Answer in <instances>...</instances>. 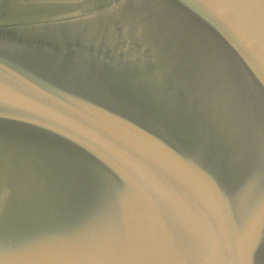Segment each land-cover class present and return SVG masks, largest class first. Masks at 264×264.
<instances>
[{
	"label": "water",
	"instance_id": "obj_1",
	"mask_svg": "<svg viewBox=\"0 0 264 264\" xmlns=\"http://www.w3.org/2000/svg\"><path fill=\"white\" fill-rule=\"evenodd\" d=\"M264 264L262 0H0V264Z\"/></svg>",
	"mask_w": 264,
	"mask_h": 264
},
{
	"label": "snow or ice",
	"instance_id": "obj_2",
	"mask_svg": "<svg viewBox=\"0 0 264 264\" xmlns=\"http://www.w3.org/2000/svg\"><path fill=\"white\" fill-rule=\"evenodd\" d=\"M262 2H264V0H262ZM251 258H252V252H249V264H250Z\"/></svg>",
	"mask_w": 264,
	"mask_h": 264
}]
</instances>
